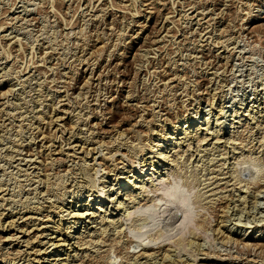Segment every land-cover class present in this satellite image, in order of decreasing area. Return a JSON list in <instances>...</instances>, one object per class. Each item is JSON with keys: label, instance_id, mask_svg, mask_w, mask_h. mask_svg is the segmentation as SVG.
Returning a JSON list of instances; mask_svg holds the SVG:
<instances>
[{"label": "rangeland", "instance_id": "374dc122", "mask_svg": "<svg viewBox=\"0 0 264 264\" xmlns=\"http://www.w3.org/2000/svg\"><path fill=\"white\" fill-rule=\"evenodd\" d=\"M145 3L0 0V264L15 262L10 252L23 254L18 264H49L57 254L60 264H76L74 247L39 244L73 242L79 232L94 240L103 231L123 239L129 253L181 241L166 258L126 264H264V177L258 191L241 186L264 169L257 166L264 163V0ZM187 118L186 131L222 127L227 138L240 131L246 147L184 141ZM166 133L175 137L164 141ZM155 152L167 156L148 157ZM214 165L227 180L240 178L241 190L202 206ZM133 183L146 190L138 195ZM128 190L137 194L131 203ZM114 196L127 205L121 219L113 215L116 226H106ZM86 205L100 207L101 219L73 224L71 213ZM23 212L41 220L26 235L17 220ZM7 230L22 241L3 242ZM109 252L106 264L123 262Z\"/></svg>", "mask_w": 264, "mask_h": 264}, {"label": "bare ground", "instance_id": "6f19581e", "mask_svg": "<svg viewBox=\"0 0 264 264\" xmlns=\"http://www.w3.org/2000/svg\"><path fill=\"white\" fill-rule=\"evenodd\" d=\"M143 1H145L146 3V5H147V7L149 6L150 8L152 7V0H143ZM91 7V6H90ZM120 10V9H119ZM123 11V10H122ZM195 11V10H194ZM199 18V17H198ZM196 20V19H195ZM206 20H207V18H206ZM206 23V22H205ZM200 25V24H199ZM223 44V43H222ZM236 44V43H235ZM240 50V49H239ZM235 62V61H234ZM217 73V72H216ZM211 104V103H210ZM263 104H264V102H263ZM209 105V104H208ZM241 107H242V105H240ZM152 107V106H151ZM222 107V106H221ZM246 107V106H245ZM242 109V108H241ZM247 109H249V107L247 108ZM185 110V109H184ZM244 110V109H243ZM242 110V111H243ZM246 110V109H245ZM241 111V112H242ZM249 111V110H248ZM236 112V111H235ZM246 112V111H245ZM252 112V111H251ZM220 113V112H219ZM227 113V112H226ZM218 115V114H217ZM224 115H225V113H224ZM235 115V114H234ZM237 115H238V112H237ZM223 116V115H222ZM222 116L221 117H219V116H215V125L217 124V123H219V124H221L222 122H219L218 120L219 119H221L222 118ZM244 116V115H243ZM247 116V115H246ZM194 117V116H193ZM237 118H238V116H237ZM50 119V118H49ZM190 118H187L185 121H184V123H185V127H184V130L182 131V136H183V140L184 139H193V142L194 141H196V145L198 144V146H201V145H204L205 143L207 144V142L208 141H211L212 140V142H210V143H215L216 145L218 144H224V143H228L229 145H231L230 147H232V149L231 150H233V149H240V150H242L244 147H246V145L244 144L245 142H244V139H246V138H244L242 135H240V131L236 134V135H232V136H234L233 138H231L230 137V135H229V137L227 138L226 136L229 134V133H225V131H223L222 130V127H219L218 129H214L212 132H210L209 134H208V132H206V128L204 129L203 127L201 128V129H204L205 131L204 132H202L201 130L199 131V127H195V128H192L190 131H186L185 129H187V128H189L190 127V125L191 124H193V121L192 120H189ZM58 120V119H57ZM222 120V119H221ZM233 120H234V118H233ZM205 121V120H204ZM224 121V120H223ZM232 121V120H231ZM240 123V122H242L241 121V119H237L236 121H233V122H231L230 124L232 125L233 123ZM250 122V121H249ZM208 123V122H207ZM256 123V122H255ZM218 124V125H219ZM224 125V124H223ZM243 125V124H242ZM241 125V127H243ZM255 125V124H254ZM220 126H222V125H220ZM240 126V125H239ZM258 126V125H257ZM187 127V128H186ZM230 127H233V126H230ZM240 127V128H241ZM244 128V127H243ZM238 130H240V129H238ZM242 130V129H241ZM179 131V130H178ZM181 131V130H180ZM229 131V130H228ZM180 133V132H179ZM188 133H190V135L188 134ZM231 133V132H230ZM169 134H171V133H166V134H163V135H165V137H163V140L165 141V140H167L168 139V141H170L171 139H173L174 137H172V136H170ZM231 134H233V133H231ZM172 135V134H171ZM242 136V137H241ZM178 137V136H177ZM226 137V138H225ZM179 138H181V136L179 137ZM175 139H177V138H175ZM251 139V138H250ZM164 141H163V143H164ZM178 141H180V140H178ZM185 141V140H184ZM191 141V140H190ZM72 142V141H71ZM172 143L173 144H175V140L174 141H172ZM176 143H177V141H176ZM181 143V142H180ZM167 144V143H166ZM170 144H171V142H170ZM183 144V143H182ZM186 144H188V142L186 143ZM214 144V145H215ZM169 145V144H168ZM178 145V144H177ZM211 145V144H210ZM68 146V145H67ZM189 146V145H188ZM197 146V147H198ZM167 147V146H166ZM193 147H196V146H193ZM222 147V146H221ZM220 147V148H221ZM72 148V147H71ZM176 148V147H175ZM191 148V147H190ZM200 148H202V147H200ZM205 148V147H204ZM158 149V148H157ZM169 149V148H168ZM187 149V148H186ZM203 149V148H202ZM201 149V150H202ZM227 149V148H226ZM73 150V149H72ZM77 150V149H76ZM150 150H151V148H150ZM149 150V151H150ZM167 150V149H166ZM187 150H189V149H187ZM196 150H197V148H196ZM248 150V149H247ZM61 151V150H60ZM74 151V150H73ZM169 151H171V150H169ZM169 151H168V153H169ZM173 151V150H172ZM175 151V150H174ZM177 151V150H176ZM176 151L174 152V153H176ZM178 151H179V149H178ZM177 151V152H178ZM182 151V150H181ZM210 151V150H209ZM208 151V152H209ZM214 151H216V150H214ZM234 151V150H233ZM232 151V152H233ZM185 152V151H184ZM238 152H239V150H238ZM163 153V152H162ZM173 153V152H172ZM171 153V154H172ZM186 153V152H185ZM199 153V152H198ZM234 153V152H233ZM147 154V153H146ZM149 154V153H148ZM178 154H179V152H178ZM178 154H177V157H178ZM220 154H221V152H220ZM235 154V153H234ZM238 154V153H237ZM239 155V154H238ZM243 155V154H242ZM241 155V156H242ZM140 156H141V154H140ZM148 156V155H147ZM165 156H167L166 154H161V152L160 153H154L153 155H151V156H148V157H152L153 159L155 158V159H158V160H163V159H165L166 157ZM193 156V155H192ZM220 156V155H219ZM232 156V155H231ZM236 156V155H235ZM146 157V156H145ZM173 157H175L174 155H173ZM173 157H171V159H169L171 162H172V160H173ZM234 157V156H233ZM244 157V156H243ZM263 158H264V156H263ZM153 159H151L150 160V163L152 162V164H153ZM178 159V158H177ZM213 159V158H212ZM215 159V158H214ZM213 159V160H214ZM233 159H235V158H233ZM169 160H167V161H169ZM237 160V159H236ZM141 161V160H140ZM173 161H176V160H173ZM218 161V160H217ZM112 162V161H111ZM155 162V161H154ZM170 162V163H171ZM216 162V161H215ZM132 163V162H131ZM143 163V162H142ZM157 163V162H156ZM173 163V162H172ZM216 163H218V162H216ZM151 164V165H152ZM169 164V163H168ZM148 165V164H147ZM170 165V164H169ZM211 165V164H210ZM256 165V164H255ZM134 166V165H133ZM143 166V165H142ZM163 166V165H162ZM174 166V165H173ZM213 166V165H212ZM211 166V168H212V172H213V174L211 175H209L208 176V179H207V182H206V184H205V187L207 188V190L206 191H204L205 193L207 192V195L203 198V196L201 197V199H199V202H197V203H199V205L201 204L202 206L203 205H208V206H210L211 207V205H213V204H218V203H221V202H225V201H227V200H231V194H230V191L233 189V190H237V191H239V190H241L240 189V184H239V180H240V178H238L239 180L237 181L236 180V178L234 179V177H233V179L231 178L230 179V176H229V179L227 180L226 179V177H227V174H226V177L224 176L225 174H222V171H220V168L218 167V166H220V165H214V166H217L216 167V169H213V167ZM232 166H235V164L234 165H232ZM257 166H260V167H262V168H264V163L262 162L261 163V165H257ZM48 167V166H47ZM131 167V166H130ZM175 167V166H174ZM173 167V168H174ZM221 167V166H220ZM205 168V167H204ZM210 168V167H209ZM259 168V167H258ZM147 169V168H146ZM149 169V168H148ZM153 169V168H152ZM169 169V168H168ZM171 169V168H170ZM233 169V168H232ZM175 170V169H174ZM207 170H208V168H207ZM264 169H262L261 170V172H260V174H259V177H258V180H256L255 182H252V181H249L250 183H247V181L245 182L244 180H241L240 182H245V184H243V185H241V186H243L244 188V191L246 192L247 191V193L248 192H251V191H258L259 190V188L262 186V180H263V177H264V171H263ZM134 171V170H133ZM143 171V170H142ZM191 171V170H190ZM209 171H211V170H209ZM209 171H208V173H209ZM218 171V172H217ZM230 171V170H229ZM160 172V171H159ZM167 172V171H166ZM175 173H176V171H174ZM263 172V173H262ZM139 173V172H138ZM143 172H140V174H142ZM150 173V172H149ZM169 173H171V172H169ZM256 173V172H255ZM152 174V173H151ZM207 174V173H206ZM231 173H229V175H230ZM254 174V173H253ZM136 175H137V173H136ZM163 175V174H162ZM146 176V175H145ZM204 177V176H203ZM207 177V176H206ZM120 178V177H119ZM136 178H141L140 176H136ZM152 178V177H151ZM135 179V178H134ZM148 179V178H147ZM203 179V178H202ZM159 180V179H158ZM157 178H156V183H157ZM232 180V181H231ZM148 181H149V179H148ZM160 181V180H159ZM164 181V180H163ZM119 182V180H117V182L115 183V185L117 184ZM131 182V181H130ZM137 182H140L139 180L137 181ZM161 182V181H160ZM159 182V183H160ZM204 182V181H203ZM129 183V182H128ZM150 182H148V184H149ZM152 183H154L153 181H152ZM162 183V182H161ZM160 183V184H161ZM198 183V182H197ZM201 183V182H200ZM204 184V183H203ZM264 184V183H263ZM133 185V187L134 188H136V189H138V188H140V192H138L137 194L139 195V193H141L142 191H144V190H146V187L145 188H143V186H137L135 183H133L132 184ZM139 185H140V183H139ZM141 185H142V183H141ZM200 186L202 185V184H199ZM145 186H147V184H145ZM148 186H150V185H148ZM147 186V187H148ZM153 187V186H152ZM189 187H190V183H189ZM158 188V187H157ZM203 188V187H202ZM205 188V189H206ZM136 189H135V191H136ZM144 189V190H143ZM204 189V190H205ZM139 190V189H138ZM148 190H150V193L151 192H153V191H151V188L150 189H148ZM153 190V189H152ZM154 190H156V187L154 188ZM158 190V189H157ZM135 191H134V193L133 192H131L130 190H128V191H126V192H124L123 194H124V196L126 197L127 196V199L126 198H124L125 200H129L128 202L129 203H131V202H133L134 200H135V197H136V193H135ZM261 191V190H260ZM98 192V191H97ZM202 192H203V189H202ZM201 192V193H202ZM226 192H227V194H226ZM244 192V193H245ZM147 193H149V192H147ZM154 193V192H153ZM152 193V194H153ZM116 194H118V191L116 192ZM144 194H146V193H144ZM197 194V193H196ZM264 194V193H263ZM100 195V194H99ZM101 195H103V194H101ZM119 195V194H118ZM143 195V194H142ZM202 195H205V194H203L202 193ZM242 195V194H241ZM145 196V195H144ZM146 196H148V195H146ZM230 196V197H229ZM245 196V195H244ZM45 197V196H44ZM120 197V196H119ZM118 196H117V198H116V196H114V197H112V198H116V203H113V205H112V209H110L109 211H108V214H107V218H104V223L106 224V226L108 225V224H110L109 226H111V223H113L114 224V221H113V215L114 216H116V214H118V211H120V210H122V208H123V206L121 207V204L123 205L124 203H126V202H123V198H120V199H118L119 198ZM142 197V196H141ZM145 198V197H144ZM144 198H142L143 200H144ZM151 198V197H150ZM243 198V197H242ZM108 199H111V197L110 198H108ZM118 199V200H117ZM197 199V198H196ZM240 199V198H239ZM114 200V199H113ZM146 200H148V199H146ZM150 201V200H149ZM153 201V200H152ZM178 200H174L173 201V203H176ZM49 202V201H48ZM109 202V201H108ZM110 202H112V200H110ZM123 202V203H122ZM137 202V201H136ZM145 202V201H144ZM100 203V202H99ZM178 203H179V201H178ZM112 204V203H111ZM140 204V203H139ZM138 204V205H139ZM147 204V203H146ZM127 205V203L124 205V207ZM142 205V204H141ZM151 205V204H150ZM154 205V204H153ZM157 205V204H156ZM167 205V204H166ZM103 206V205H102ZM128 206H129V204H128ZM163 206V205H162ZM168 206V205H167ZM166 206V208L168 209V207ZM215 206V205H214ZM254 206V205H253ZM74 207H75V205H74ZM77 207H79V205L77 206ZM111 207V206H110ZM141 207V206H140ZM152 207V206H151ZM160 207V206H159ZM133 208V207H132ZM155 208V207H154ZM203 208V207H202ZM201 208V209H202ZM48 209V208H47ZM47 209L45 210V211H47ZM96 209V211L97 210H100L101 211V209H100V207L98 208V207H96L95 208ZM125 209V208H124ZM161 209H162V207H161ZM163 209H164V207H163ZM30 210V209H29ZM77 210H79V208H77ZM83 211H76V212H70L71 213V217L72 218H74L73 220H76V221H74L73 222V224H76L80 219H81V221H83V218H87V219H85L86 220V223H89V220H91V222L90 223H93V222H96V220L97 219H101V215H99V213H96V211L95 210H93V208H92V211H91V209H89V206H85L83 209H82ZM90 210V211H89ZM105 210H107V209H105ZM131 210V209H130ZM166 209H164V211H165ZM34 211V210H33ZM34 212H36V211H34ZM38 212V211H37ZM124 212L126 213V211L124 210ZM69 213V212H68ZM124 213V214H125ZM128 213V212H127ZM186 213V212H185ZM188 213V212H187ZM186 213V214H187ZM123 214V213H122ZM2 215V214H1ZM0 215V216H1ZM45 215V214H44ZM129 215V214H128ZM128 215L126 216V214H125V216H126V218L128 217ZM35 215H31V213H28V212H23V213H18V215H17V220H20V222H21V224L25 227V226H27V228H24V230L22 231V229H21V232H20V228L18 229L19 230V232L20 233H22L23 235L25 234V233H28L30 230H32V229H37L36 227L34 228V226H35V220H40L38 217H34ZM110 217V218H109ZM117 217V216H116ZM115 217V218H116ZM119 217V216H118ZM117 217V218H118ZM130 217V216H129ZM97 218V219H96ZM120 218V217H119ZM122 218V217H121ZM120 218V219H121ZM204 219V218H203ZM17 220H15V221H17ZM46 220V219H45ZM12 221V220H11ZM14 221V222H15ZM41 221V220H40ZM103 221V220H102ZM101 221V222H102ZM18 222V221H17ZM121 222V221H120ZM12 223V222H11ZM103 223V222H102ZM199 223V222H198ZM203 223V222H202ZM15 224V223H14ZM112 224V225H113ZM10 225H12V224H10ZM20 225V224H19ZM82 225V224H81ZM98 225V224H97ZM115 226H116V223L114 224ZM198 225V224H197ZM84 226V225H83ZM83 226H82V228H83ZM120 226H122V225H120L119 224V227ZM199 227H200V225H198ZM197 226V227H198ZM11 227V226H10ZM28 227H29V229H28ZM40 227H42V225L40 224ZM88 227V226H87ZM94 227V226H93ZM17 228V227H16ZM23 228V227H22ZM42 228H44V226L42 227ZM41 228V229H42ZM102 228V227H101ZM114 228V227H113ZM115 228H117V227H115ZM99 229H100V227H99ZM98 229V230H99ZM103 229V228H102ZM109 229H111V228H109ZM118 229V228H117ZM195 229V228H194ZM3 230V229H2ZM58 230H61L60 228L58 229ZM96 230V229H95ZM103 230H105V228L103 229ZM102 230V231H103ZM120 230V229H119ZM85 231V230H84ZM91 231V230H90ZM97 231V230H96ZM115 231V230H114ZM118 231V230H117ZM125 231V230H124ZM197 231H199V230H197ZM43 232V231H42ZM104 232V231H103ZM103 232L102 233H99L98 235H99V237H97V238H95L94 240H92V239H90V237L92 236V234H90L89 236L90 237H87V238H89V239H85V237L84 236H82L81 234H79V233H81V232H79L78 233V235H76V236H73V239L75 240V241H69V240H71V237H70V239H68L67 237H58V238H55L56 239V241L55 240H47L45 243L44 242H42L41 244H39V245H43V246H45V245H47L48 244V246H53L54 247V249L56 250L57 248L59 249V247H63V246H68V245H70V247L72 246V247H74V248H72L73 250H78V251H76V253H73L72 254V256H74L76 259V264H106V262L105 261H107V260H105L106 258H104V256L105 257H107V256H110V254L108 255V253H110L109 251H112V253L114 252V254H116L118 257H119V259L120 260H123V262H121V264H126L128 261H127V259H133L134 261H137V259H144L145 261H147V259H149V258H154L155 259V257H157V256H159V255H161V256H165L167 253H169L168 251H170L171 250V248L173 247V246H176L177 247V242L179 241V240H177L175 243H177L176 245H175V243L174 242H172L173 243V245H171L169 242V244H165V245H162V246H158V247H155V248H153V247H144L145 245L143 244V246H142V248L139 250V251H137V252H135V253H129L127 250H125V246H124V242L125 241H123V239L122 240H120L118 237H115V238H113V237H105V235H103ZM111 232V231H110ZM120 232V231H119ZM34 233V232H33ZM92 233V232H91ZM95 233V232H94ZM105 233H106V231H105ZM104 233V234H105ZM111 233H114V232H111ZM121 233V232H120ZM5 234H7V236L5 235V238H4V236H1V237H3L4 239H2V241L3 242H10V241H14V239H16V240H19V238H21L22 236H17L16 234V236L14 235V234H10L9 233V230H7L6 232H5ZM34 234H36V233H34ZM60 234V233H59ZM86 234V233H85ZM96 234V233H95ZM190 234H192V232L190 233ZM20 235V234H19ZM26 235V234H25ZM62 235V234H61ZM194 235V234H193ZM30 236V235H29ZM39 236H41L40 234H39ZM112 236H114V234L112 235ZM120 236V235H119ZM126 236V235H125ZM34 237V236H33ZM33 237H30V238H33ZM45 237V236H44ZM96 237V236H95ZM122 237V236H121ZM156 237H158V236H156ZM160 237V236H159ZM25 239L26 238H24V243H25ZM127 239V238H126ZM180 239V238H179ZM1 240V239H0ZM15 240V241H16ZM33 240H35L34 238H33ZM38 240V239H37ZM125 240V239H124ZM19 241H22L21 239L19 240ZM28 241H32L31 239L30 240H28ZM27 240H26V242H28ZM39 241V240H38ZM42 241V240H41ZM160 241V240H159ZM168 241V240H167ZM49 242H51V243H49ZM130 242V241H129ZM180 243H181V241H179ZM24 243H21V244H24ZM126 243H128V241H126ZM139 243H141V242H139ZM158 243V242H157ZM160 243V242H159ZM162 243V242H161ZM184 244V243H183ZM26 245V244H25ZM27 245H29V243L27 244ZM32 245V244H31ZM128 245V244H127ZM126 245V246H127ZM142 245V244H141ZM37 246V245H36ZM95 246H99V248L98 249H96V250H90L89 252H87L90 248L92 249V248H96ZM140 246V245H139ZM28 247V246H27ZM64 247V248H65ZM175 247V248H176ZM182 247V246H181ZM129 248V247H128ZM131 248V247H130ZM136 248H137V246H136ZM178 248V247H177ZM44 249V248H43ZM57 249V250H58ZM127 249V248H126ZM66 250H68V249H66ZM15 251V250H14ZM30 251H32V249L30 250ZM72 251V250H71ZM79 251L81 252V253H79ZM175 251V250H174ZM181 251V250H180ZM26 252V251H25ZM38 252V251H37ZM36 252V253H37ZM42 253H44V255H45V252L44 251H41ZM54 252H56V251H54ZM132 252H134V251H132ZM12 255H11V257H10V260H12V261H15L13 264H18V262L20 261V260H22L23 259V254L22 253H13V252H10ZM31 253V252H30ZM40 253V252H39ZM166 253V254H165ZM29 254V253H28ZM27 254V255H28ZM32 254V253H31ZM53 255V254H52ZM57 255H59V254H57ZM57 255H53L54 256V258H52V259H50V260H46V262L45 263H49V264H52V262H54V264H60V261L58 262L57 261V257H55V256H57ZM69 255V254H68ZM107 255V256H106ZM168 255V254H167ZM10 256V255H9ZM33 256V255H32ZM31 256V257H32ZM71 256V257H72ZM78 256V257H77ZM115 256V255H114ZM163 256V257H164ZM171 256V255H170ZM179 256V255H178ZM26 257V256H25ZM28 257V256H27ZM31 257H30V259H31ZM69 257V256H68ZM36 258V257H35ZM110 258V257H109ZM165 258H166V256H165ZM49 259V258H48ZM164 259V258H163ZM172 259V258H171ZM8 260H9V258H8ZM34 260V259H33ZM32 260V261H33ZM40 260H41V262H43L44 260H45V257H42L41 259H39L36 263H38V262H40ZM66 260V259H65ZM11 261V262H12ZM31 261V262H32ZM35 261V260H34ZM130 261V260H129ZM145 261H143V262H145ZM152 261V260H151ZM3 262V261H2ZM5 262V261H4ZM23 262V261H22ZM21 262V263H22ZM25 262V261H24ZM64 262V261H63ZM132 262V261H131ZM130 262V263H131ZM140 262V261H139ZM135 263H137V262H135ZM166 263V262H165ZM146 264V263H145ZM150 264V263H149ZM163 264V263H162Z\"/></svg>", "mask_w": 264, "mask_h": 264}]
</instances>
